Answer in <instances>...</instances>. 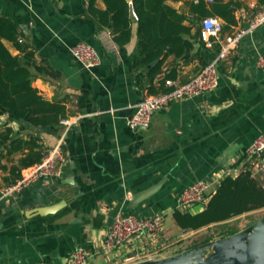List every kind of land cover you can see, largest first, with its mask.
<instances>
[{"label":"crops","instance_id":"crops-1","mask_svg":"<svg viewBox=\"0 0 264 264\" xmlns=\"http://www.w3.org/2000/svg\"><path fill=\"white\" fill-rule=\"evenodd\" d=\"M89 2L0 0V16L17 25L20 42L33 53L32 60L24 61L33 75V88L46 101L63 105L65 119L71 121L70 126L32 127L0 113V130L11 127L26 139L34 135L44 149L62 140L65 157L59 178L39 180L1 203L0 264H68L78 247L101 248L118 213L164 214L166 221L171 220L164 225L166 246L146 260L184 252L189 248L179 244L188 230L173 218L181 193L196 182H208L211 196L226 177H238L246 169L249 149L264 133V70L256 65L258 57H264V24L219 61L215 90L173 103L154 114L148 129L133 131L127 123L150 94L147 71L133 67L137 24L131 40L118 45L111 29L89 14ZM206 2L201 20H218L222 37L247 29L264 9V0ZM170 5L184 8L183 2ZM95 7L106 9L102 0H96ZM187 38L193 43L189 56L166 58L153 81L156 89L165 79L185 84L217 59L220 45L213 41L208 46L200 29L193 28ZM80 42L101 56L92 72L71 54ZM6 46L14 55L20 53L12 44ZM21 156L11 160L17 163ZM3 176L0 170V182L5 184ZM253 177L264 186V170L254 171ZM155 186L156 193L129 208L135 195ZM206 204L187 213H201ZM98 261L105 264L103 256H95L90 264Z\"/></svg>","mask_w":264,"mask_h":264},{"label":"trees","instance_id":"trees-1","mask_svg":"<svg viewBox=\"0 0 264 264\" xmlns=\"http://www.w3.org/2000/svg\"><path fill=\"white\" fill-rule=\"evenodd\" d=\"M102 1L105 10L97 9L96 0H90L89 14L111 29L118 45L127 44L131 40L133 24L136 23L138 42L133 67L147 71L149 95L167 91L165 83L170 79L163 80L157 89L153 81L161 72L166 58H182L193 49V43L187 37L193 28L201 30V19L206 16L208 6L206 0H132L131 3L130 0ZM170 2H183L184 8L178 10ZM229 20L235 23V20ZM6 43L12 44L20 53L14 55ZM21 53H25V56L21 57ZM32 58L33 53L27 52L19 40L17 25L0 16V113H9L14 120L32 127L58 126L65 119V107L46 101L33 88V75L24 65L25 60ZM156 61L157 64L148 69ZM38 142V137L30 135L27 139L23 138L11 127L0 130V170L4 174L2 180L5 184L16 182L22 170L42 161L44 148ZM19 153L22 156L17 163L11 160L12 156ZM5 159H8V163L3 164L2 160ZM244 166L245 171L238 177L229 176L221 181L201 213L191 215L176 209L173 214L176 224L183 230L198 231L264 209V186L253 177L249 164ZM238 232L232 231L221 239Z\"/></svg>","mask_w":264,"mask_h":264},{"label":"built area","instance_id":"built-area-1","mask_svg":"<svg viewBox=\"0 0 264 264\" xmlns=\"http://www.w3.org/2000/svg\"><path fill=\"white\" fill-rule=\"evenodd\" d=\"M212 3L213 0H208ZM264 24V9L250 21L247 29L229 36L222 37L223 25L214 18L201 21V38L211 46L213 41L220 45V53L216 60L207 64L189 82L180 84L167 80V91L147 95L136 107L135 113L128 121V127L133 131L148 129L156 112L166 109L178 101L191 99L211 92L218 86V63L226 59L237 47L242 37ZM213 39V40H212ZM73 58L84 69L92 72L101 64L99 52L91 45L78 43L71 48ZM258 68L264 70V57L259 56L256 62ZM64 126H70L69 119H62ZM61 140L56 146L43 149V159L40 163L22 170L21 177L12 184L0 182V205L13 195H19L26 188L42 179H57L62 174L65 161ZM248 161L252 175L264 170V133H262L249 149ZM212 184L196 182L186 188L178 199V210L188 212L192 207L204 205L210 197ZM166 216L155 214L138 217L132 214L118 213L108 229L100 249L78 247L73 252L68 264H90L95 256H103L105 264H133L157 256L166 246L163 239ZM36 264H51L41 261Z\"/></svg>","mask_w":264,"mask_h":264},{"label":"water","instance_id":"water-1","mask_svg":"<svg viewBox=\"0 0 264 264\" xmlns=\"http://www.w3.org/2000/svg\"><path fill=\"white\" fill-rule=\"evenodd\" d=\"M189 52L186 56H189ZM156 64L157 61L149 65L148 69ZM158 189L159 186H155L135 195L129 208H136ZM133 264H264V218L233 236L202 243L167 258Z\"/></svg>","mask_w":264,"mask_h":264},{"label":"rangeland","instance_id":"rangeland-1","mask_svg":"<svg viewBox=\"0 0 264 264\" xmlns=\"http://www.w3.org/2000/svg\"><path fill=\"white\" fill-rule=\"evenodd\" d=\"M262 218H264V209L247 213L225 223L211 225L198 231H188L185 239L179 245H182L183 249H191L193 246L200 245L208 240H219L223 235L230 234L232 231H242ZM170 221V219H167L165 225H168ZM101 261H98L99 264Z\"/></svg>","mask_w":264,"mask_h":264}]
</instances>
